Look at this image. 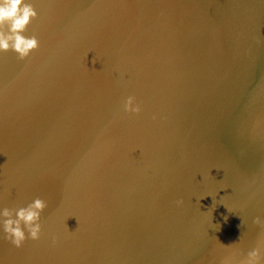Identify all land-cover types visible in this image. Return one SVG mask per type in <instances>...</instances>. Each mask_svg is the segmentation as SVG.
<instances>
[{"label":"water","instance_id":"1","mask_svg":"<svg viewBox=\"0 0 264 264\" xmlns=\"http://www.w3.org/2000/svg\"><path fill=\"white\" fill-rule=\"evenodd\" d=\"M28 2L39 49L0 52V211L48 206L20 248L0 224V264H264V0Z\"/></svg>","mask_w":264,"mask_h":264},{"label":"clouds","instance_id":"2","mask_svg":"<svg viewBox=\"0 0 264 264\" xmlns=\"http://www.w3.org/2000/svg\"><path fill=\"white\" fill-rule=\"evenodd\" d=\"M38 17L34 6L28 0H0V52L13 51L18 60H24L32 52L39 49V40L35 35L27 37L24 33L32 20ZM141 104L135 96H129L123 103V112L129 115H139ZM155 119V117H153ZM183 201H177L182 204ZM47 202L36 198L26 207L0 211L5 239L16 248L23 246L26 240H39L42 232L41 214L47 207ZM254 224L264 228V220L257 217ZM56 240L53 238V243ZM230 246V245H228ZM260 260L259 248L247 253L246 264H258Z\"/></svg>","mask_w":264,"mask_h":264}]
</instances>
